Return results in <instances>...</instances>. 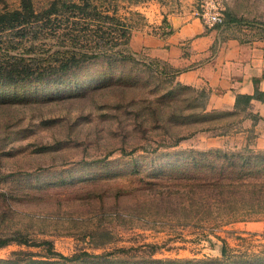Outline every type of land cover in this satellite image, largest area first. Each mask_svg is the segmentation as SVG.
<instances>
[{
  "label": "rangeland",
  "instance_id": "374dc122",
  "mask_svg": "<svg viewBox=\"0 0 264 264\" xmlns=\"http://www.w3.org/2000/svg\"><path fill=\"white\" fill-rule=\"evenodd\" d=\"M32 1L0 29V264H264L259 128L126 40L203 0H94L95 35ZM219 1L264 35V0Z\"/></svg>",
  "mask_w": 264,
  "mask_h": 264
},
{
  "label": "crops",
  "instance_id": "0c3cea01",
  "mask_svg": "<svg viewBox=\"0 0 264 264\" xmlns=\"http://www.w3.org/2000/svg\"><path fill=\"white\" fill-rule=\"evenodd\" d=\"M157 22L156 30L133 32L129 46L167 63L178 83L205 92L209 108L237 112L233 130L258 127L255 146L264 149V35L228 21L207 24L190 12Z\"/></svg>",
  "mask_w": 264,
  "mask_h": 264
},
{
  "label": "trees",
  "instance_id": "16d2710c",
  "mask_svg": "<svg viewBox=\"0 0 264 264\" xmlns=\"http://www.w3.org/2000/svg\"><path fill=\"white\" fill-rule=\"evenodd\" d=\"M59 9L65 10V12L71 13H80L81 16L88 18L87 21V29L88 31L95 32L97 28L89 27L92 23L91 21L94 20L96 14L99 13L97 10V5L94 0H69V1H60V0H52L50 1L49 5L44 9L43 13H46L48 16L53 12H58ZM40 11H36L34 3L32 0H22L21 7L12 9V10H5L0 11V29H7L11 28L15 25L26 23L29 21L37 20L40 17ZM226 21V20H225ZM123 36H125V31H123ZM110 40V39H109ZM99 41V39H94L93 48L97 50V48H109L112 47L115 49L119 43L114 41ZM128 42L129 40L126 39ZM106 43V44H105ZM76 53V52H75ZM87 53V51H83V54ZM71 56H75V54H71ZM69 56L68 59L71 58ZM69 63H66L64 67L69 66ZM250 213L242 214L244 218H246ZM5 240L0 239V246L5 244Z\"/></svg>",
  "mask_w": 264,
  "mask_h": 264
},
{
  "label": "built area",
  "instance_id": "2783aa9c",
  "mask_svg": "<svg viewBox=\"0 0 264 264\" xmlns=\"http://www.w3.org/2000/svg\"><path fill=\"white\" fill-rule=\"evenodd\" d=\"M197 16L211 25L223 24L225 22L224 8L219 0H203Z\"/></svg>",
  "mask_w": 264,
  "mask_h": 264
}]
</instances>
